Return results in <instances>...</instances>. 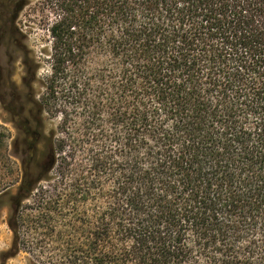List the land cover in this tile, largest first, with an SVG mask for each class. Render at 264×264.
<instances>
[{"label": "trees", "instance_id": "16d2710c", "mask_svg": "<svg viewBox=\"0 0 264 264\" xmlns=\"http://www.w3.org/2000/svg\"><path fill=\"white\" fill-rule=\"evenodd\" d=\"M47 2L0 123L5 256L264 264V0Z\"/></svg>", "mask_w": 264, "mask_h": 264}, {"label": "rangeland", "instance_id": "374dc122", "mask_svg": "<svg viewBox=\"0 0 264 264\" xmlns=\"http://www.w3.org/2000/svg\"><path fill=\"white\" fill-rule=\"evenodd\" d=\"M5 2L6 0H0V65L3 69V80L0 83V90L4 96V105H6L10 100L11 102L13 101L11 97L9 99L8 92L13 87H16L15 91L20 92L16 98L18 103L21 104L26 102V100L21 95L24 94L25 88L21 82L23 71L20 55L14 51L17 48L16 44L23 40L25 41V36L28 45L39 55V50L44 47L47 48L49 45L46 24L50 23L52 14L47 0H27V5L23 8L20 7L21 3L18 0H15L14 6L9 5L8 7ZM11 9L19 12L15 22H12L11 19ZM40 61L41 64L36 75L37 82L35 84L37 93L42 91L39 82L49 72L48 62L44 55L41 56ZM8 76L11 78L9 82L6 81ZM4 108L2 109L0 104V123L7 128L9 134L13 137L16 134V130L9 122L10 115L7 112V105ZM54 122L56 120H53ZM1 201L4 205L7 198L3 197ZM6 215L7 208L4 205L0 209V264H29L28 257L23 252L12 258L5 256L11 241V232L6 224Z\"/></svg>", "mask_w": 264, "mask_h": 264}]
</instances>
